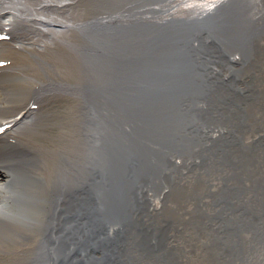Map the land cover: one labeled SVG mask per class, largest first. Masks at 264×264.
Masks as SVG:
<instances>
[{
    "label": "bare ground",
    "instance_id": "1",
    "mask_svg": "<svg viewBox=\"0 0 264 264\" xmlns=\"http://www.w3.org/2000/svg\"><path fill=\"white\" fill-rule=\"evenodd\" d=\"M221 1L173 4L199 15ZM122 6L124 0H0V264H45L46 254L71 234L63 221L77 224L82 245L113 242L119 234L96 228L121 208L125 195L114 191L125 164L110 159L113 130L125 124L115 107L127 108L119 104L113 69L122 50L109 37L121 35ZM225 97L202 122L209 126L202 139L192 137L197 124L191 125L193 155L148 138L138 151L140 175L125 190L138 202L141 195L142 213L135 203L138 214L125 227L133 236L122 235L119 247L133 245L142 228L144 263L202 264L188 247L198 235L209 264H264V109L258 101L239 109L229 93ZM151 104L160 116L162 106H170ZM96 120L105 155L94 143ZM51 131L54 140L44 144L60 151L61 164L60 174L52 175L44 153L27 139L31 133L47 140ZM173 165L176 170L167 171ZM100 184L109 191L99 198ZM80 198L93 202L83 208Z\"/></svg>",
    "mask_w": 264,
    "mask_h": 264
},
{
    "label": "water",
    "instance_id": "2",
    "mask_svg": "<svg viewBox=\"0 0 264 264\" xmlns=\"http://www.w3.org/2000/svg\"><path fill=\"white\" fill-rule=\"evenodd\" d=\"M173 1L129 0L125 4L124 0L119 23L123 29L117 31L121 35L115 38L109 35L112 43L122 50L120 56L114 57L113 69L121 89L119 104L127 108L115 107V113H122L125 124L118 133L113 130L110 159L112 164L126 166L121 171L123 178H115L121 188L117 184L114 188L116 193L124 190L125 195L117 203L121 208L96 230L110 236L114 231L119 234L114 235L113 242L92 239L91 245H82L77 237V224L63 221L62 227L71 228V234L63 236L60 245L46 254L45 264H148L142 260V228L140 239L133 245L119 247L122 235L130 240L133 236L125 227L132 225L138 214L135 203L142 213L141 195L138 202L125 189L140 175L138 151L142 150L145 139L172 142L180 156L186 152L193 155L192 137H204L209 126L202 122L218 112L217 103L225 104V94L229 93L233 105L239 109H246L253 101H258L259 108L264 109L258 100L260 93L253 72L257 57L264 53L263 0H224L199 15L175 7ZM154 99L170 104L162 106L161 110L165 111L162 116L153 113ZM192 114L194 118L187 120ZM93 124L98 127L93 129L95 146L105 155L103 126L99 120ZM192 124H197L196 130L189 137ZM128 132L132 136L127 142ZM104 163L107 165L105 158ZM166 169L176 170L174 165ZM154 179L153 174L147 183ZM108 191L107 184H100L96 195L100 198ZM77 202L88 208L93 200L80 198ZM154 249L152 245V252ZM149 251L146 249V254ZM177 260L172 259L173 263Z\"/></svg>",
    "mask_w": 264,
    "mask_h": 264
},
{
    "label": "rangeland",
    "instance_id": "3",
    "mask_svg": "<svg viewBox=\"0 0 264 264\" xmlns=\"http://www.w3.org/2000/svg\"><path fill=\"white\" fill-rule=\"evenodd\" d=\"M256 67L254 69V75L256 76L257 80H256V88L259 91V102L261 103V105L264 104V53L260 56L257 57V62H256ZM251 109V108H250ZM52 131L54 132L55 135L58 134V130H54L52 129ZM50 133L49 138H47V140H44L43 136L38 134H31L28 133L27 134V139L29 140V142L34 145L35 147H39V149L44 153L45 156V162L47 164V172L49 174H60V170H58V168L60 167V156H59V152L60 151H56L55 153L53 152V148L46 146L44 144V142H46V144H50L52 140H54V136L53 133ZM192 232V230H189ZM194 236V233H193ZM213 239V238H212ZM195 246L191 247L188 246L189 249H191V253L189 254H199L198 259H201V263L202 264H209V261L207 258H210V256L208 254H206L204 252V246H203V242L200 239V236L196 235L194 236V239L191 241ZM205 255H206V259H205ZM4 256V254L0 253V259H2ZM204 256V257H203ZM1 262V261H0Z\"/></svg>",
    "mask_w": 264,
    "mask_h": 264
}]
</instances>
